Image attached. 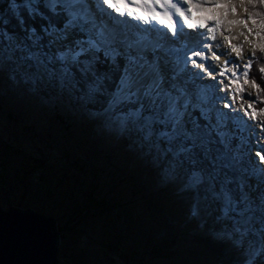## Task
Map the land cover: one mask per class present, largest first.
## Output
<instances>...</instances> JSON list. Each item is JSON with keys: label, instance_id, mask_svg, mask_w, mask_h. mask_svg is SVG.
<instances>
[{"label": "rangeland", "instance_id": "obj_1", "mask_svg": "<svg viewBox=\"0 0 264 264\" xmlns=\"http://www.w3.org/2000/svg\"><path fill=\"white\" fill-rule=\"evenodd\" d=\"M221 1L226 5L235 1L234 7L245 4V15L253 14V41L249 43L238 31L232 37L235 32L222 19L217 41L205 37V42L222 44L217 54L231 53L224 40L228 37L232 44L243 48L242 57L232 53L239 63L247 62L254 47L256 57L264 56L260 51L264 47L260 11L264 12V5L257 3L252 7L247 0ZM9 11L4 18L8 23L0 22L7 29L11 7ZM157 11L161 9L157 7ZM96 15L98 22L116 29V46L123 55L129 51L127 43L149 27L130 17L115 21L103 12ZM186 30L192 41L197 39V31L206 32L185 26ZM161 35L152 32L150 42L145 43L153 47L161 41ZM181 42H173L171 33L163 40L166 47L179 48ZM225 59L226 55H221L219 63ZM205 63L213 66L214 74L219 71L217 61ZM164 71L167 76L169 69ZM186 75L179 82L183 83ZM248 79L253 80L250 76ZM200 86L210 88L216 96L226 95L219 91L223 85L206 75L189 84L190 90ZM245 87L254 92L250 85ZM79 96L35 69L26 78L23 68L0 57V206L33 208L54 217L60 234L59 264H244L249 256L248 242L239 246L231 218L221 215L219 203L205 191L206 186L196 192L186 190L189 166L184 164L174 173L165 172L171 157L161 158L134 125L123 130L115 119L116 113L104 111V97L88 103ZM216 103L223 107L222 100ZM239 115L247 122L241 124L244 130L238 135L248 141L241 149L248 165L255 158L249 153H255L260 146L257 141L264 138V133L243 112ZM218 247H223L226 254H221ZM256 264H264V257H259Z\"/></svg>", "mask_w": 264, "mask_h": 264}, {"label": "snow or ice", "instance_id": "obj_2", "mask_svg": "<svg viewBox=\"0 0 264 264\" xmlns=\"http://www.w3.org/2000/svg\"><path fill=\"white\" fill-rule=\"evenodd\" d=\"M41 3L56 20L44 16ZM247 3L255 7L257 3L264 5V0H247ZM10 7L19 32H9L2 26L8 21L2 22L0 57L23 68L26 78L33 69L43 72L49 79H55L61 88L79 93V98L88 103L106 96L104 111L116 113L115 119L123 130L134 125L161 158L171 157L165 172L174 173L187 164L190 170L186 190L196 192L206 186L205 191L219 203L221 215L231 218L239 246L248 242L249 256L244 264H256L259 257H264V138L257 141L260 146L255 153H249L255 158L245 165L241 149L248 141L238 135L244 130L241 124L247 123L240 112L255 121V127L264 133V119H260L264 117V107H256L258 103L264 104V95H260L264 88L256 79H248L258 59L255 47L247 62L239 63L232 53L242 57L243 48L232 44L228 37L224 40L231 53L217 54L222 44L205 42V37L216 41L215 33L221 22L218 17L204 13L223 5L211 3V0L201 3H193V0H12ZM157 7L161 11H157ZM232 11H236L234 6ZM97 12L115 21L130 17L149 27L143 28L142 34L127 43L129 51L123 55L116 46V36L109 33L105 24L98 22ZM33 17H40L44 23L37 28L28 22ZM248 20L256 22L249 13L247 20L239 23L247 28ZM208 21L214 24L209 25ZM185 26L206 29V32L197 31V39L192 41L187 38L191 34H185ZM248 31L251 33L252 29ZM152 32L162 35L161 41L151 49V55L147 54V48L133 54L132 49L144 44L145 40L150 42ZM168 33L173 42L182 41L179 48L165 46L163 40ZM70 37L73 38L70 40ZM260 51L264 53V47ZM101 55L119 71L114 84L111 73L101 72L97 67ZM221 55H226V59L219 63ZM119 59L124 60L122 65ZM209 60L218 62L219 71L215 74L213 66L205 63ZM166 68L169 69L167 76ZM192 68L200 71L192 72ZM257 71L264 82V64ZM185 75V81L179 82ZM205 75L223 85L219 91L226 95L216 96L205 86L190 90L189 84ZM220 77L223 79H218ZM167 81L172 83L167 84ZM248 85L254 92L247 91L245 86ZM217 100L223 101L222 108L217 106ZM253 164L256 166L252 167ZM193 214H197L195 205Z\"/></svg>", "mask_w": 264, "mask_h": 264}, {"label": "water", "instance_id": "obj_3", "mask_svg": "<svg viewBox=\"0 0 264 264\" xmlns=\"http://www.w3.org/2000/svg\"><path fill=\"white\" fill-rule=\"evenodd\" d=\"M57 221L33 208L0 206V264H59Z\"/></svg>", "mask_w": 264, "mask_h": 264}, {"label": "bare ground", "instance_id": "obj_4", "mask_svg": "<svg viewBox=\"0 0 264 264\" xmlns=\"http://www.w3.org/2000/svg\"><path fill=\"white\" fill-rule=\"evenodd\" d=\"M214 2H216L215 4H220L221 3V5H223L224 7H220V8H212L211 9V11L210 12H208V13H204V15L206 16V15H212V16H216V17H218L219 19H220V21L222 20V19H224V21H225V25H226V20L227 21H233V20H235L236 21V23H234V24H229L228 23V25H229V28L230 27H232V29H233V32H235L234 34H233V36L232 37H234L235 35H236V32L238 31L239 33H243V38L245 39V37H247V40L246 41H251V43H252V41H253V38H254V30H253V25H252V23L250 22V20H248L247 21V23H248V27L246 28L243 24H241V23H239V21L240 20H247V15H245V13H244V8H245V4H243V6L241 7L240 5H239V7H235V9H236V11L235 12H233L232 11V7H233V3L235 2V1H232V3L230 4V5H226L225 4V2H222L221 0H211V3H214ZM206 6H210V5H206ZM221 14H225L226 15V17H224L223 15H221ZM196 16H197V18H200V13L199 12H197L196 13ZM221 16V17H220ZM174 19H175V17H174ZM208 23H209V25H212V24H214V21H208ZM114 24H117V23H114ZM146 28V27H145ZM248 28H251L252 29V32L251 33H249V31H248ZM108 29V28H107ZM139 30H141L140 28H138ZM115 30L116 29H108V31H109V33H111V34H115L114 32H115ZM142 31V30H141ZM154 33V32H153ZM157 33H159V32H157ZM185 33L186 34H190V32L188 31V30H186L185 31ZM215 35H216V37H217V39L219 38V35H220V31H219V29L216 31V33H215ZM217 39H216V41H217ZM209 41V40H208ZM215 41V42H216ZM236 42H240V41H236ZM238 47H241L240 45L238 46ZM142 48H147V49H149V55H151V49L153 48V47H150L149 46V43H144V44H142V45H140V46H138V47H136V48H134V53L136 54V53H138ZM133 53V54H134ZM147 53V54H148ZM227 53H229V52H227ZM218 249L220 250V253L221 254H223V255H225L226 254V251L224 252V248L223 247H218Z\"/></svg>", "mask_w": 264, "mask_h": 264}, {"label": "trees", "instance_id": "obj_5", "mask_svg": "<svg viewBox=\"0 0 264 264\" xmlns=\"http://www.w3.org/2000/svg\"><path fill=\"white\" fill-rule=\"evenodd\" d=\"M11 2L12 0H0V22H2L5 18V15L7 13H10V5H11ZM40 10L41 12L44 14L45 17H49L51 16L50 13L44 8L43 4L41 3L40 4ZM261 13H263V20H264V12L263 10L261 9L260 10ZM25 16L27 18V14L25 13ZM54 17V16H53ZM54 19L56 20L57 18L54 17ZM28 22L30 24H34L37 28L40 27L41 24L44 23V20L40 19V17H33L31 19L28 20ZM10 26V27H9ZM9 26H8V31L9 32H19V29L17 28L16 26V20L13 16V13H11V17H10V20H9ZM13 27V28H11ZM258 59H256V61L253 63V67L251 69V72H250V78L251 79H256L257 83H259L261 85V88H264V82L261 81L260 77H261V73H259L257 71L258 67H260L262 64H264V56L263 55H259L257 56ZM101 62L100 64L97 65L98 69L103 72V71H108L111 73L112 77H113V84L115 82V78L119 76V71L115 68H113L108 62H106L104 60V57L101 55ZM119 63L122 65L124 62L122 60H119ZM113 85L110 84L109 87L111 88ZM103 98L102 100V103L104 105H106V100H107V97L106 96H101L99 97L100 98ZM101 106V107H102ZM198 115V113H196Z\"/></svg>", "mask_w": 264, "mask_h": 264}]
</instances>
